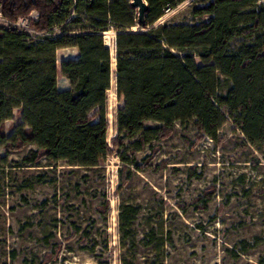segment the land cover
<instances>
[{
  "label": "trees",
  "instance_id": "1",
  "mask_svg": "<svg viewBox=\"0 0 264 264\" xmlns=\"http://www.w3.org/2000/svg\"><path fill=\"white\" fill-rule=\"evenodd\" d=\"M132 0H0L10 20L28 17L32 27L51 36L33 37L25 30L0 28V145L22 151L27 166L43 159L96 167L115 153L125 166L122 189L130 180L138 153L153 141L170 138L178 123L197 128L219 142L231 118L255 146L264 145V5L259 0H210L193 9L196 24L165 23L152 27L185 0H146V26H140ZM139 26L147 31H132ZM58 28L59 32L55 31ZM115 29L117 133L108 141L109 91L113 52L105 34ZM76 47L77 59L58 68L56 53ZM59 71L70 88L59 89ZM17 110L15 139L6 121ZM155 123L147 126V123ZM123 151V152H121ZM158 149L139 169L155 161ZM167 161L163 162V170ZM200 198L208 202L212 199ZM108 203L103 210L107 215ZM141 209L125 206L121 219L132 226ZM53 259L48 260L49 264Z\"/></svg>",
  "mask_w": 264,
  "mask_h": 264
},
{
  "label": "rangeland",
  "instance_id": "2",
  "mask_svg": "<svg viewBox=\"0 0 264 264\" xmlns=\"http://www.w3.org/2000/svg\"><path fill=\"white\" fill-rule=\"evenodd\" d=\"M209 1L185 0L152 27L206 22L208 17H195L192 11ZM37 14L28 16L31 27ZM105 38L114 55L111 142L121 105L115 29ZM64 80L59 71V89ZM18 124L15 110L6 121L9 140L15 139ZM197 133L195 123L187 130L178 123L170 138L153 141L138 153L137 166L158 149L155 161L144 170L131 166L130 180L120 190L125 164L119 153L96 167L49 159L27 166L23 158L37 149L35 144L22 151L0 145V264L50 259L49 264H264V145H251L231 118L219 142L208 136L198 142ZM210 192L212 199L203 201ZM125 206L141 209L129 228L121 219Z\"/></svg>",
  "mask_w": 264,
  "mask_h": 264
},
{
  "label": "built area",
  "instance_id": "3",
  "mask_svg": "<svg viewBox=\"0 0 264 264\" xmlns=\"http://www.w3.org/2000/svg\"><path fill=\"white\" fill-rule=\"evenodd\" d=\"M172 9H167V12H169ZM0 28H16L27 31L29 34H31L33 37L38 36H51L53 33L46 32V33H40L37 32L33 27L29 24V17H19L17 20L12 21L8 19L3 12L0 10ZM55 31L59 32L58 28H55Z\"/></svg>",
  "mask_w": 264,
  "mask_h": 264
},
{
  "label": "crops",
  "instance_id": "4",
  "mask_svg": "<svg viewBox=\"0 0 264 264\" xmlns=\"http://www.w3.org/2000/svg\"><path fill=\"white\" fill-rule=\"evenodd\" d=\"M37 17H38V14H37ZM78 56H79V51L76 47H68V48L59 49L56 53L58 68L59 69L61 68V63L64 60L77 59ZM64 79L65 80L60 90H66L70 88L69 80L66 77H64Z\"/></svg>",
  "mask_w": 264,
  "mask_h": 264
},
{
  "label": "water",
  "instance_id": "5",
  "mask_svg": "<svg viewBox=\"0 0 264 264\" xmlns=\"http://www.w3.org/2000/svg\"><path fill=\"white\" fill-rule=\"evenodd\" d=\"M131 6L138 10L140 26H146V13L149 9L148 2L146 0H132Z\"/></svg>",
  "mask_w": 264,
  "mask_h": 264
}]
</instances>
